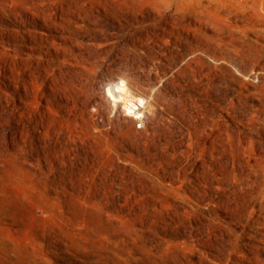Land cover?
Masks as SVG:
<instances>
[{
	"label": "rangeland",
	"instance_id": "obj_1",
	"mask_svg": "<svg viewBox=\"0 0 264 264\" xmlns=\"http://www.w3.org/2000/svg\"><path fill=\"white\" fill-rule=\"evenodd\" d=\"M218 2L0 0V264H264V21Z\"/></svg>",
	"mask_w": 264,
	"mask_h": 264
},
{
	"label": "bare ground",
	"instance_id": "obj_2",
	"mask_svg": "<svg viewBox=\"0 0 264 264\" xmlns=\"http://www.w3.org/2000/svg\"><path fill=\"white\" fill-rule=\"evenodd\" d=\"M219 1L220 2H218L217 4H223V5L231 4L232 6H236V8L239 10L243 8L242 10L246 11L245 13L249 17H255V18L258 17L260 20L264 21V0H219ZM106 93L110 98L113 99L114 104H116L118 107L121 106L122 104H125L126 108L133 110L135 107H137L138 104L140 105V103H147L148 113L151 114L154 110L151 105V102L144 100L140 95L136 94L133 88L127 83H123L121 87H117V85L111 81L106 85ZM129 94L132 95L133 97L132 98L128 97ZM1 161L2 158L0 157V163ZM0 171H1L0 172L1 177L4 176L5 174H8L9 172L8 169L3 168V164L0 165ZM37 207L42 211H45L44 210L45 207L43 206V204L38 203ZM0 248L2 252H9V249L5 247L3 243L2 244L0 243Z\"/></svg>",
	"mask_w": 264,
	"mask_h": 264
},
{
	"label": "built area",
	"instance_id": "obj_3",
	"mask_svg": "<svg viewBox=\"0 0 264 264\" xmlns=\"http://www.w3.org/2000/svg\"><path fill=\"white\" fill-rule=\"evenodd\" d=\"M128 97L132 98V95H128ZM110 98V97H109ZM112 105L115 109L121 108L122 111L124 112V114L129 115V116H133L136 119V127L137 128H143L145 126L146 123V118L148 116V106L147 103H140V105L138 104L137 107H135L133 110L126 108L125 104H122L119 107H115L114 106V101L112 98H110ZM128 113V114H127Z\"/></svg>",
	"mask_w": 264,
	"mask_h": 264
}]
</instances>
